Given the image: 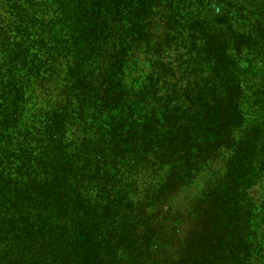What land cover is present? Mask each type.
<instances>
[{"label":"trees","instance_id":"obj_1","mask_svg":"<svg viewBox=\"0 0 264 264\" xmlns=\"http://www.w3.org/2000/svg\"><path fill=\"white\" fill-rule=\"evenodd\" d=\"M0 264H264V0H0Z\"/></svg>","mask_w":264,"mask_h":264}]
</instances>
